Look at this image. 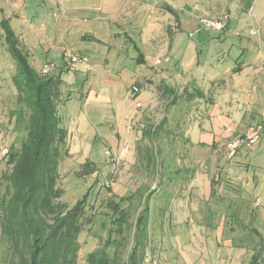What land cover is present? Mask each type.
<instances>
[{"label":"rangeland","instance_id":"1","mask_svg":"<svg viewBox=\"0 0 264 264\" xmlns=\"http://www.w3.org/2000/svg\"><path fill=\"white\" fill-rule=\"evenodd\" d=\"M0 7L4 16H10L14 9L20 11L26 24L21 19L20 22L32 34L38 35L20 36L21 42H26L22 47L27 46L33 52L32 56L38 51L40 63L52 61L56 67H62L59 70L60 87L71 94L65 106L58 108L63 124L70 126L71 133L67 138L71 153L61 160L58 168L57 183L63 191L61 201L71 206L88 189L87 205L99 211L100 203L106 197L112 194L120 197L145 188V200L140 207L146 203L151 215L143 264L151 261L156 264H247L250 252L230 246V240L236 237L243 223L247 226L248 223L255 224L264 234L262 194L253 189L254 195L250 193L245 197L247 202L250 200L248 207L241 204L244 197L233 198L229 207H218L214 198L205 196L204 180L199 182L201 189L195 196L191 186L194 177L188 179L189 174L184 178V173L180 172V180L176 175L168 179L158 167L155 174L146 176L137 161V146H155L158 158L163 155L173 164L172 169L185 164L199 170L191 161V150L185 145L182 133V117L185 119L188 112L185 101L180 92H176L175 104H171L161 86L167 82L176 91L177 86H182L177 74L186 77L196 74V84L203 87L206 84L204 77L210 73L209 62L233 64L256 54V61H261L264 57V0H22L16 8L0 0ZM223 14H228L229 18L222 30L207 29L200 22L202 18H220ZM10 20L14 26L15 21ZM172 42L173 51L169 52ZM151 46L157 50L153 52ZM241 46L247 50L243 54ZM73 55L86 60L71 62ZM62 57L70 68H64L66 62H62ZM166 57L169 60L165 63L172 65L169 68L163 70L164 61L154 64L156 59ZM176 61H179L178 69ZM153 64L165 78L154 76V80H148L146 88L150 100L139 103L136 107L139 117L133 120L128 116L123 127L120 106L125 99L134 106L129 98L131 85L141 79L140 72ZM149 69L156 75L155 69ZM14 72V60L0 35V174L5 170L6 154L3 151L18 139L14 117L9 114L15 103L11 83ZM87 89L110 97V103L103 105L87 100L82 105L79 96ZM179 100L182 106H177ZM193 107L191 105L189 110ZM163 117L167 119L166 124L160 126L156 136L142 137L145 127L159 125ZM78 118L86 121L81 140L71 127L78 124ZM167 126L176 127L171 135L165 131ZM194 130L193 142L197 135V129ZM256 143L251 148H241L253 151ZM86 161H91L97 170L87 172L83 165ZM261 171L255 166L248 169L250 176L263 173ZM166 193L171 196L168 198ZM260 201L262 205H259ZM252 203L257 204L251 207ZM162 207L167 211L161 216L157 209ZM251 211L257 214L254 223L248 222ZM222 216H226L223 218L225 228L219 235ZM94 219L96 223L93 226L84 224L79 234L77 264H87L86 254L106 239L107 229L98 215ZM130 221L134 224V214ZM131 246L130 239L124 257ZM0 264H7L1 238Z\"/></svg>","mask_w":264,"mask_h":264},{"label":"trees","instance_id":"2","mask_svg":"<svg viewBox=\"0 0 264 264\" xmlns=\"http://www.w3.org/2000/svg\"><path fill=\"white\" fill-rule=\"evenodd\" d=\"M0 27L6 50L15 63V72L11 76L15 103L9 114L14 117L18 133V139L13 140L7 149L5 170L0 174V238L7 264H77L79 234L84 224L93 226L96 223V215L107 229L106 239L86 254V263L143 264L149 243L151 215L146 203L140 207L145 200V188L120 197L112 194L100 203L99 211L87 205L88 189L71 206L61 201L63 191L57 183L58 168L69 150L68 132L61 123L58 108L68 93L61 90L59 73L42 74L30 63L28 53L6 19L0 20ZM133 87L139 91L137 86ZM161 89L169 96V102L175 104L174 88L163 85ZM197 92L199 98H204L200 90ZM189 98L192 96L188 95L186 99ZM182 119L181 131L186 135L191 116L186 114ZM166 120L163 117L159 125L145 127L142 137L156 136ZM175 128L169 126L165 131L171 135ZM186 140L185 136V145ZM137 147V161L146 176L155 174L160 167L168 179L171 175L178 178L180 172L184 173V178L188 174V179L193 178L195 168L183 164L172 169L173 164L167 162L163 155L158 158L155 146L138 144ZM83 165L87 172L97 170L91 161ZM166 195L168 198L171 196L170 193ZM89 208L93 211H88ZM157 210L161 216L167 211L163 207ZM133 214L134 224L130 221ZM256 215L251 211L248 222L254 223ZM246 224L243 223L236 237L231 238V246L250 252L247 264H264V234L255 224ZM230 228L235 230L232 226ZM130 239L132 246L124 257Z\"/></svg>","mask_w":264,"mask_h":264},{"label":"crops","instance_id":"3","mask_svg":"<svg viewBox=\"0 0 264 264\" xmlns=\"http://www.w3.org/2000/svg\"><path fill=\"white\" fill-rule=\"evenodd\" d=\"M5 1L7 4L16 8L17 5L20 6V1L22 0ZM0 15V20L6 19L8 21L11 29L19 40L22 35L31 37L38 36L32 34L29 28H27L24 18L20 17V11L14 9L11 10L10 16H4L3 8L0 7ZM10 19L15 21L14 26L11 25ZM20 19L21 22L25 24L21 23ZM0 31L2 37L1 27ZM21 44L26 45V42H21ZM172 46L173 42L170 43L169 52L173 51ZM24 49L28 53L30 63L35 68L41 69L44 64L49 62L52 63V61L40 63L38 51L36 56H32L31 54H33V52L31 53L27 46H25ZM151 49L153 52L157 50L154 46H151ZM241 49L242 54L244 51H247L246 47L241 46ZM249 57L241 62H233V64L225 63L224 65L222 61H216L215 63L209 62V67L207 68L210 69V73L204 77L206 79V84H203V87L202 85L196 84L197 78L194 77L196 74H191V77L177 74L176 77L177 80L179 78V84L182 86H177L175 93L180 92L179 95L184 99V105L187 106V115L191 116L189 126L185 130V136L187 137L186 144L189 145L191 150V161H193L195 165H198L199 168L198 171L194 172V180L191 186L194 187V195L196 196L201 189L199 182H203L204 180L202 189L205 196L209 199L214 198L218 202V207H229L228 205L232 204L233 198H245L246 196H250V193L254 195L255 190L253 189L258 190V193L262 194L264 197V162L261 163L264 161V71L261 69L260 62H262V60L258 62L255 59L257 54L253 55L251 59H249ZM62 60V62H66L64 57H62ZM169 62H171V59ZM162 63L163 65H161V67L163 70L172 66L165 62ZM198 65H196V67H199ZM70 67L71 65L66 62L64 68L68 69ZM149 67L156 70V75L152 73L154 71H151ZM175 67L178 69L179 61L175 62ZM61 68L62 67H56L50 70L48 74H58ZM144 71L145 72L139 73L141 79L136 80L131 85V88L133 85L137 86L139 91L133 93L130 88L129 98L133 100L134 106L126 99L122 102V106H120L123 111L120 123L123 127L126 123L125 119L128 116L133 120L139 117L136 103H144L150 100V95L148 94L149 90L146 88V86L149 85L148 80H154V76L165 78L164 73L161 72L159 74L160 70L156 69L154 64L147 66ZM167 79L168 78L164 80L167 81ZM163 85H167V82L163 83L161 88ZM198 90L203 93L204 98H199ZM70 95V92H68V96H66L65 100L59 106L62 105L64 107L69 101ZM188 95L192 96L189 100L186 99ZM79 99L82 101V105H85L87 100H93L103 105L111 101L110 97L98 94L90 89H87L85 94L82 92ZM180 104L179 100L177 106H182V104ZM191 105L194 107L192 110H189ZM168 115L167 112L166 116ZM80 119L78 118V124L74 123V126L71 125V127L75 128V135L79 140L82 139L81 134H83L82 131L85 130L86 126L85 119ZM61 123L67 129V138L71 137V133L69 132L70 126L66 127L63 124L62 116ZM194 129H197V135L194 136L193 142L192 132H195ZM256 133H259V140L253 151L241 148L231 158L225 156L223 148L226 141L239 134L250 136ZM108 140L113 142L111 138ZM194 155L196 156L194 157ZM257 158L258 160H256ZM250 166H255L257 169L259 168L260 171L263 170V173L250 176L248 173ZM244 198L241 204L248 207L250 200L247 202L248 200ZM257 198L258 197H255V199ZM261 203L262 201H260L259 205H262ZM252 204L251 207L255 206L257 203ZM225 217L222 216V223L219 225L221 230L219 235L223 233L225 228V224L223 223V218L225 219ZM212 226L216 227L214 224H212Z\"/></svg>","mask_w":264,"mask_h":264},{"label":"built area","instance_id":"4","mask_svg":"<svg viewBox=\"0 0 264 264\" xmlns=\"http://www.w3.org/2000/svg\"><path fill=\"white\" fill-rule=\"evenodd\" d=\"M228 14H223L220 18H211V19H206V18H202L200 19L201 24L207 28V29H213V30H222L223 28H225L227 26V22H228ZM71 62H76L79 60H86L85 57L82 56H77V55H73L70 58ZM169 60V57L163 58L162 60L160 58L156 59L154 64H160L162 61L167 62ZM55 68V64L54 63H46L42 66V68L40 69L42 74H47L49 73L50 70ZM261 69L262 71H264V57L262 59L261 62ZM137 89L135 87L132 88V92H136ZM137 106H139V103H136ZM259 140V133L247 136V135H236L233 138H231L230 140L226 141V143L224 144V153L225 156L227 158H231L232 156L235 155V153L237 152L238 149H240L241 147H245V148H251L257 141ZM7 152V149H5L3 151V154L5 155ZM147 264H156V262L151 261Z\"/></svg>","mask_w":264,"mask_h":264}]
</instances>
